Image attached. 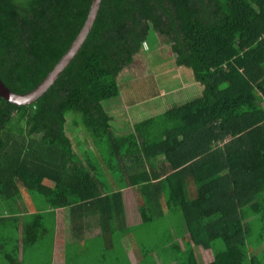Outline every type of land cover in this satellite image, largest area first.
I'll return each instance as SVG.
<instances>
[{
    "label": "trees",
    "instance_id": "obj_1",
    "mask_svg": "<svg viewBox=\"0 0 264 264\" xmlns=\"http://www.w3.org/2000/svg\"><path fill=\"white\" fill-rule=\"evenodd\" d=\"M91 4L0 0L2 81L19 94L38 87ZM151 31L168 38L203 93L117 134L103 102L120 95L118 75ZM68 115L91 148L74 144ZM127 187L142 218L136 226L164 222L156 224L162 247L138 242L141 264H264V249L254 252L264 244V0H102L80 50L44 95L29 105L0 96V211L98 205L100 236L117 240L133 226L118 216ZM37 225L41 241L54 233V224ZM201 246L211 262L200 259ZM122 256L117 264H131Z\"/></svg>",
    "mask_w": 264,
    "mask_h": 264
},
{
    "label": "rangeland",
    "instance_id": "obj_2",
    "mask_svg": "<svg viewBox=\"0 0 264 264\" xmlns=\"http://www.w3.org/2000/svg\"><path fill=\"white\" fill-rule=\"evenodd\" d=\"M118 83L120 95L103 102L104 108L112 115L110 123H112L117 134L129 133L133 131L135 122L159 115L174 105L192 100L203 93L202 86L194 81L191 69L176 63L168 38L154 31L150 32L142 44L140 52L134 57L132 64L124 67L119 73ZM70 117L68 115L67 129L74 144L76 146L82 144L91 148L90 140L85 137L86 133L82 127L78 129L69 128L73 127ZM192 190L193 188H191ZM169 215L171 217L169 216L168 220L173 230V227L177 226L176 220L173 218L176 214L169 213ZM162 220V218H151L149 224L153 228L148 231L144 230L142 225L132 224L129 232H124L125 235L121 239L125 238L123 242L126 246L130 244L129 241L139 244L141 239L144 241V248L147 251H151L153 247L158 249L159 246L162 247L164 235L158 236L156 234L160 233V227H162H158L156 224H164ZM114 238L117 240L112 246V250L118 253L120 262L123 253L118 242V234ZM48 240L49 237L46 236L42 242L41 252L37 251V248H27L24 261L21 264H50L51 253ZM180 240L184 243L182 238ZM262 249H264V244L254 252H259ZM198 251H200L198 253L203 254V259L206 262H211L214 259L211 249L201 246L198 247ZM0 264H7L4 253H0ZM104 264H109V260L107 259Z\"/></svg>",
    "mask_w": 264,
    "mask_h": 264
},
{
    "label": "crops",
    "instance_id": "obj_3",
    "mask_svg": "<svg viewBox=\"0 0 264 264\" xmlns=\"http://www.w3.org/2000/svg\"><path fill=\"white\" fill-rule=\"evenodd\" d=\"M112 190H115V187ZM122 199L123 208L120 205L122 209L118 214L119 218L124 214L126 224H141L142 218L131 187L122 190ZM49 209L41 205L22 203L12 212L0 211V253L5 254L7 264H21L29 247L37 248V251L41 252V242L44 240H39V230L35 229L39 223L51 224V228L52 224L55 225L54 233L44 235L49 237L50 264H104L107 259L109 264L119 262L117 252L114 251V254L107 251L105 245L106 243L114 246L116 240H106L100 236L99 224H103L105 215L103 207L81 204L73 209L70 207ZM40 211L44 213V217L39 215ZM109 224L121 222L119 219ZM123 240L125 241V238ZM123 240L121 238L118 240L122 253L126 252L131 264H141V257L137 254L138 244L129 241L131 247L130 244L126 246ZM29 241L32 243L29 244ZM201 256L204 258L203 254Z\"/></svg>",
    "mask_w": 264,
    "mask_h": 264
},
{
    "label": "water",
    "instance_id": "obj_4",
    "mask_svg": "<svg viewBox=\"0 0 264 264\" xmlns=\"http://www.w3.org/2000/svg\"><path fill=\"white\" fill-rule=\"evenodd\" d=\"M101 1L102 0H92V4L86 21L76 39L74 40L70 48L65 52V54L54 65V68L43 79V82L38 87L28 93H15L2 81V78L0 77V96L16 105H29L38 100L42 95H44L54 84L57 77L64 70L70 60L80 50L97 18L98 11L101 6Z\"/></svg>",
    "mask_w": 264,
    "mask_h": 264
}]
</instances>
